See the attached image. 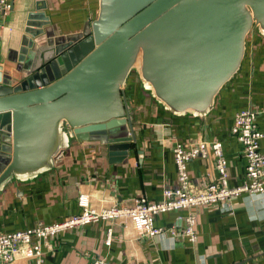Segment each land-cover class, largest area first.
Instances as JSON below:
<instances>
[{
  "label": "crops",
  "instance_id": "0c3cea01",
  "mask_svg": "<svg viewBox=\"0 0 264 264\" xmlns=\"http://www.w3.org/2000/svg\"><path fill=\"white\" fill-rule=\"evenodd\" d=\"M37 4L43 5L49 21L47 35L58 39L79 34L97 11V0H12V8L1 19L0 62L9 49L18 46L27 13ZM124 93L135 135L125 157L110 160L107 147L98 141L74 140L51 168L12 180L0 189V233L77 215L82 193L96 209L118 201L130 204L135 197L161 201L163 190L178 183L175 142L220 141L228 184L241 185L247 181L246 160L231 126L234 114L242 109L257 112L256 126L263 134L259 144L264 151V36L257 31L247 35L238 71L221 87L203 117L167 114L141 89L136 75L128 76ZM187 171L195 191L219 178L211 159L195 157ZM195 210L194 243L181 235L188 210L170 209L153 215L154 225L166 229L155 236H138L129 219H99L65 228L52 239L40 241L43 264H264V192H244L233 197L229 206L213 202ZM16 264L36 263L19 258Z\"/></svg>",
  "mask_w": 264,
  "mask_h": 264
},
{
  "label": "water",
  "instance_id": "95a60500",
  "mask_svg": "<svg viewBox=\"0 0 264 264\" xmlns=\"http://www.w3.org/2000/svg\"><path fill=\"white\" fill-rule=\"evenodd\" d=\"M42 7L0 62V189L51 168L74 140L122 160L135 140L132 72L170 114L205 116L247 35L264 36V0H97L96 16L64 39L47 35Z\"/></svg>",
  "mask_w": 264,
  "mask_h": 264
},
{
  "label": "built area",
  "instance_id": "2783aa9c",
  "mask_svg": "<svg viewBox=\"0 0 264 264\" xmlns=\"http://www.w3.org/2000/svg\"><path fill=\"white\" fill-rule=\"evenodd\" d=\"M12 8V0H0L1 19ZM257 112L252 109L237 111L233 117L231 132L240 141L246 160L245 172L247 181L238 186H229L226 158L222 143L218 140L199 139L189 144L175 142L172 147L174 163L177 170L178 183L175 187L163 190L164 198L159 202H148L144 197H135L130 204L122 201L112 202L98 209L89 204L84 193L78 196L81 212L64 220L36 225L22 230L0 233V264H16L19 258H32L36 264H43L41 240L52 239L59 231L75 225L99 219H129L138 236H155L164 234L166 229L153 223V215L170 209H187L184 216L183 237L195 242L197 232L196 207L202 204L223 202L229 206L231 199L241 193L264 192V151L260 149V138L263 134L256 126ZM211 159L219 178L218 181L206 182L202 189L195 191L188 175L187 164L195 158ZM175 234L174 231H169ZM110 230L106 241H110ZM94 263H98L96 260Z\"/></svg>",
  "mask_w": 264,
  "mask_h": 264
},
{
  "label": "trees",
  "instance_id": "16d2710c",
  "mask_svg": "<svg viewBox=\"0 0 264 264\" xmlns=\"http://www.w3.org/2000/svg\"><path fill=\"white\" fill-rule=\"evenodd\" d=\"M137 78V77H136ZM137 80H138V78H137ZM138 83H139V86L141 87V89L149 96V97H151V95H150V93H149V91H148V89H146L145 87H143L142 85H141V83H140V81L138 80ZM156 103H157V105H159L160 106V108H162L163 109V107H162V105H160L157 101H156ZM164 110V109H163ZM167 114H170L169 112H167L166 110H164Z\"/></svg>",
  "mask_w": 264,
  "mask_h": 264
},
{
  "label": "rangeland",
  "instance_id": "374dc122",
  "mask_svg": "<svg viewBox=\"0 0 264 264\" xmlns=\"http://www.w3.org/2000/svg\"><path fill=\"white\" fill-rule=\"evenodd\" d=\"M135 75L134 72L131 73V76Z\"/></svg>",
  "mask_w": 264,
  "mask_h": 264
}]
</instances>
